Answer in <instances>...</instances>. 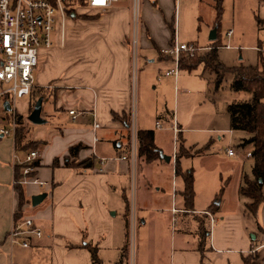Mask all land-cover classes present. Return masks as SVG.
Instances as JSON below:
<instances>
[{"label": "crops", "instance_id": "crops-1", "mask_svg": "<svg viewBox=\"0 0 264 264\" xmlns=\"http://www.w3.org/2000/svg\"><path fill=\"white\" fill-rule=\"evenodd\" d=\"M143 1L146 22L142 21L139 28L142 30L141 48L146 53L156 52L159 59L165 60L160 62V67L166 72L173 71V59L160 56V50L172 43L168 26L171 27L174 22V2ZM96 13L102 16L93 23H83L84 29L79 35H71L72 32L64 28L62 43L60 41L54 48L41 51L34 71L33 94L28 97L29 103L24 104L25 114L22 113L27 115L31 99L37 95L36 89H45L42 104H49V111L45 112L43 119L46 123L45 126L34 128L30 139L41 143L35 151V160L39 161L40 167L36 169L34 178L24 185V189L29 200L42 193L46 194V198L35 207L36 214L33 217L26 215L27 207L24 216L35 220L37 224L32 222L36 228L41 230V226L44 227L47 241L37 246L50 252L51 264H93L86 249L70 247L82 243L91 244L97 249L98 264H129L130 204L126 188L133 169L128 161L118 159L127 155L129 130L113 117L122 118L125 115L129 118L131 110V12L112 7L105 12L96 10ZM178 73L173 78L175 89L184 79ZM171 84L169 80L167 85ZM142 85L143 81L140 80V87ZM48 94L53 97L50 102L46 99ZM141 98L136 97L135 107ZM172 107L174 112L165 124V128H172L175 137L172 154L167 153L170 162L157 159L146 167L138 165L135 168V175L137 167L140 168L141 178L137 184L136 197L134 195V202L137 198L136 207L134 204L137 250L133 264H243L242 258L254 252L258 253L261 260L264 257V235H261L260 242L252 243L241 233L231 234L230 225L237 226L241 221L238 214L227 215L221 218L220 223L218 219L214 220L218 204L216 209L211 207L214 203L198 207L194 199L192 210L184 205L182 182L174 174L176 151L180 145L190 152L193 147L187 146L184 139L187 129H183L179 123L176 93ZM69 110L76 111L74 120L68 114ZM48 118L54 122L56 120V123ZM142 121L136 112L137 130L138 126L141 128ZM94 123L99 128L94 129ZM160 126L156 128L162 129ZM193 130L210 131L199 128ZM153 133L156 147L164 154L163 143ZM247 137L239 139L240 145ZM94 138H97L95 143ZM75 146L79 148L78 153L71 156L69 150ZM13 150L14 141L0 139V264H12L7 254L6 237L12 228V217L17 206L13 191V166L22 159L14 158ZM199 150L194 149L195 152ZM56 159L59 167L52 168ZM65 159L70 163L92 159L93 165L89 169L65 168ZM138 160L142 162L140 158ZM172 161L174 166L171 175L174 177H170L168 185L167 180L165 182L161 178L168 170L165 165H171ZM117 192L120 201L115 200ZM260 208L264 224V205ZM118 215L122 219L116 223L113 218ZM173 223L175 229H169V224L172 226ZM204 230L206 233L202 237ZM29 240L30 245L34 244L31 238ZM126 246L127 251L123 254Z\"/></svg>", "mask_w": 264, "mask_h": 264}, {"label": "rangeland", "instance_id": "rangeland-1", "mask_svg": "<svg viewBox=\"0 0 264 264\" xmlns=\"http://www.w3.org/2000/svg\"><path fill=\"white\" fill-rule=\"evenodd\" d=\"M77 1V0H76ZM85 2L86 0H79ZM151 3L153 0H149ZM215 1L216 0H173L175 5L174 22L171 28L168 26L169 32L174 30L178 42L181 44H191L196 47V51L200 56L204 50L209 47V35L213 30L215 20ZM69 3H73L70 1ZM143 0L139 1L138 18L139 28L141 22H146L143 13ZM76 19L67 17L64 23L65 31H71V35H79L84 29L83 23L97 21L102 14L96 13V10L90 9L87 4L75 6ZM113 7L120 9H127L131 12V36L129 44L132 53L131 41L133 30V3L131 0L121 1L114 4ZM222 15L218 28V59L227 68L230 67H249L260 66V58L264 59V27H262L258 20L264 21V2L262 0H221ZM174 13V10L172 14ZM171 17V16H170ZM171 19V18H170ZM76 23L73 26L71 23ZM82 22V23H80ZM73 26V28H72ZM229 30L233 31L231 37L226 34ZM60 19L56 20L54 30L52 32V48L60 43L59 38ZM172 33V32H171ZM164 34H166L164 32ZM169 38V36H167ZM142 30L138 32V47L136 55V84L135 95L139 100V105L136 107L138 117L142 118V126L139 130H151L155 132L158 141L164 145V155H171L173 147H175V137L173 136L172 128H165V124L171 119L174 112L173 99L175 93L178 94V115L179 123L183 126L184 139L187 141V146H192L189 157H182V170H192L195 189V203L198 207L208 205L210 203L218 204V213L214 214V220L222 222L221 218L227 215L240 216V222L237 226L230 225L231 234H243L249 242H260L261 235H264V224L261 217V208H259L257 217L248 219L245 216V204L249 200L240 196L238 193L239 185H242L241 177H251L252 159L247 156V153L252 152V145H240V138H246L244 133L229 130L230 119L227 112V106L233 103L246 102L250 99V94L246 92H234L230 89V84L233 80L231 74H226L220 87L216 88L214 79L215 76L209 71H204L202 65H199L193 71H179L180 83L175 89L174 75L166 76L167 73L164 68L160 67V62L165 61L159 59L156 52L146 53L142 50L140 41L142 40ZM228 46L229 48H225ZM202 50H201V49ZM44 47L38 49V57L44 50ZM207 49V48H206ZM161 56V54H160ZM163 57V56H162ZM165 58V57H163ZM180 59V57H179ZM138 61V63H137ZM151 61L152 63H150ZM170 63V62H169ZM171 65L174 67L175 64ZM38 66V65H37ZM186 77V78H185ZM140 80L143 81V87H140ZM171 81V86H168V81ZM165 83V86L163 84ZM38 93V92H37ZM36 93V94H37ZM38 99V94L34 98ZM46 99L52 101L51 94L46 95ZM33 100V98L31 99ZM30 99L25 98L20 100L17 104V113L25 118L26 124L29 128L27 139L30 140L34 128H40L45 125H32L28 122L27 115H24L25 105L29 103ZM3 101H0V128L7 127V122L4 120V112L2 108ZM264 103V100H263ZM48 103L42 104L43 112L41 118H45V112H48ZM24 113V114H22ZM52 120V118H48ZM129 123H130V119ZM167 120V121H166ZM162 125V129L155 127V122ZM54 122V121H53ZM51 123V122H50ZM56 123V120L55 122ZM51 125V124H50ZM53 125V124H52ZM210 129V131H194L193 129ZM174 131V127H173ZM1 140L13 141V137H0ZM206 148L200 152L201 149ZM194 149H200L194 151ZM228 150L234 152V156H228ZM166 151V152H165ZM188 151V149H187ZM14 152V150H13ZM175 152V149H174ZM173 152V154H174ZM168 153V154H167ZM248 154V155H250ZM14 158L22 157L20 153H14ZM141 163V164H140ZM146 167L138 160L137 166ZM167 166V172L163 173L164 181L167 180L170 185L171 168L173 169L174 162ZM135 172L131 170L129 183L126 188V195L128 202L132 206L134 202V195L138 190V183L140 176V168L137 167L136 181H134ZM168 176V179H167ZM174 177V176H173ZM135 182V183H134ZM166 182V181H165ZM153 185V184H151ZM224 188L223 195L219 200L215 201L216 195L219 194L221 188ZM262 192L264 195V183L262 184ZM115 200L120 201L119 193L115 195ZM240 201V203H238ZM264 205V203L262 204ZM261 205V206H262ZM260 206V207H261ZM26 215L33 217L36 214L35 207L31 204L27 206ZM112 213H114L112 211ZM121 216L114 217L113 220L118 223L121 221ZM36 223L35 220H32ZM174 222V221H173ZM214 224V223H213ZM175 223L168 228L174 230ZM41 226V238L31 237L34 244H29V247L22 248L20 238H14L15 243H10V232L6 237L8 244V256L12 260V264H51L50 252L37 246L47 241V234ZM255 238L257 240H255ZM132 240L133 245L132 246ZM129 264L137 250L136 229L129 234ZM133 247V248H132ZM133 250V251H132ZM11 256V257H10Z\"/></svg>", "mask_w": 264, "mask_h": 264}, {"label": "trees", "instance_id": "trees-1", "mask_svg": "<svg viewBox=\"0 0 264 264\" xmlns=\"http://www.w3.org/2000/svg\"><path fill=\"white\" fill-rule=\"evenodd\" d=\"M71 1H73V3H70L69 5H85V2L83 1ZM262 1L264 2V0ZM214 8L215 20L213 29H216V40L214 42H211V45L207 49H201L203 51L202 53H204L201 56L197 51H195L191 57H189L186 53H182L178 62V69L187 70L190 72L195 70L199 65H202L204 71H209L215 76L214 83L216 88L220 87L226 74H231L233 76V80L230 84V89L234 92H246L250 94L251 97L248 101L228 105L227 112L230 119V130L241 131L248 136L247 139L243 140L241 145H252V152L250 154L253 162L251 168V178H249L248 176L243 177L242 185L239 188V194L240 196L249 200V202L245 204L244 213L248 219H253L257 217L259 208L264 203V195L262 192V184L264 181V59L262 57L260 58V66H239L230 68L225 67L219 61V46H217L219 36L217 31L222 15L221 0L215 1ZM66 12L68 17L74 19L78 17L77 15L75 16V7L68 8ZM258 23L262 27H264V21L258 20ZM171 32L172 43L170 44V46L173 44L175 33L174 30H172ZM36 93L38 94V98L42 97V99H44L46 90L36 89ZM31 94L33 93L31 92ZM35 103L36 100L33 99L27 116L33 110ZM4 119L6 122L9 121V117L6 114ZM113 119L121 121V123L128 129L129 118L127 116L123 115L122 118L113 117ZM15 122L16 131L13 139L14 152L22 154V159L19 162H15L13 166V191L17 197V206L12 217V228L17 229L26 220L24 216V209L30 204V200L26 197L24 185H22V180L25 177L30 179L34 178L36 169L40 167L39 161L37 160H33L30 163L25 162V156L29 152L36 151L41 146V143L33 142L32 140L27 139L29 128L26 124L25 118L22 115H18L15 118ZM137 137L138 156L144 164H151L157 159H160V151L156 147L153 131L139 130ZM78 150V146H75L70 148L69 153L71 156H75L77 155ZM201 151L202 150H200V152ZM189 152L190 151L184 150L181 145L177 147L174 174L179 177L182 182L181 196L183 199V203L188 209L192 210L194 207L195 199L193 188V174L191 170L183 171L180 164V160L182 157L190 156ZM58 163L59 162L57 159L54 160L51 167H59ZM92 165V159H88L86 161L78 163H70L69 160L65 159L63 163V167L71 169H89L92 167ZM29 167L33 168L34 171L27 176H24L23 171ZM223 193L224 188L222 187L219 191V194L216 195L215 201L219 200ZM211 207L213 209H216L217 204H212ZM205 233L206 231L204 230L202 233V237L205 236ZM30 238L31 237H28V239ZM70 247L86 249L90 254L91 262L93 264H98L99 260L97 258V249L91 246V244L82 243L79 246ZM198 249L201 252H204L201 247H198ZM125 251H127V246L126 248H124L123 254L125 253ZM242 261L243 264H256V262L258 261L260 262L259 264H263L264 257L260 260L258 253L254 252L246 257H243Z\"/></svg>", "mask_w": 264, "mask_h": 264}, {"label": "built area", "instance_id": "built-area-1", "mask_svg": "<svg viewBox=\"0 0 264 264\" xmlns=\"http://www.w3.org/2000/svg\"><path fill=\"white\" fill-rule=\"evenodd\" d=\"M71 0H0V101L2 100V108L5 114L9 117L7 127L0 128V137H13L16 131L15 118L18 116L17 104L20 100L30 97L34 89V71L38 65V49L41 47L50 48L52 46V32L54 25L59 17L60 31L59 38L62 43L64 23L67 19V9L75 7L69 5ZM128 0H86L85 4L90 9L99 12H105L113 7L114 4ZM140 0H131L133 3V30H132V67H131V110L129 113V145L127 155L121 156L118 159L128 161L133 172L137 166L138 156V130L136 127V55L138 47V6ZM76 8V7H75ZM233 34L229 30L226 36L229 38ZM225 48H229L226 46ZM196 51V47L191 44H181L178 42L174 33L173 44L168 48L160 50L161 56L172 58L175 64V70L169 71L165 75L176 76L178 73L179 57L182 53L188 54L189 57ZM9 105V111L4 110V103ZM4 114V117H5ZM68 114L73 120L76 117L75 110H69ZM5 120V119H4ZM160 128V124H156ZM94 129L99 128V125L94 123ZM177 130L174 128V133ZM94 143L97 138H94ZM228 156H234L232 150H228ZM247 156H250L247 154ZM37 157V153L29 152L25 156V162H32ZM33 168L29 167L23 171L24 176L32 173ZM33 179V178H31ZM25 177L22 180V185H26L31 181ZM36 182V181H35ZM42 185V183H38ZM137 225L134 205L130 207L129 233L134 232ZM20 229V231H19ZM35 236L41 238L42 233L39 228H36L33 222L26 219L19 228L10 232V243H15L14 238H20L21 247L28 248V237ZM132 246L133 240H132ZM132 247V248H133ZM133 251V250H132ZM134 256V253H133ZM134 260H130L133 264Z\"/></svg>", "mask_w": 264, "mask_h": 264}, {"label": "water", "instance_id": "water-1", "mask_svg": "<svg viewBox=\"0 0 264 264\" xmlns=\"http://www.w3.org/2000/svg\"><path fill=\"white\" fill-rule=\"evenodd\" d=\"M216 40V29H213L209 35V41L214 42ZM42 97H39L34 105L33 110L28 115L27 119L28 122H30L32 125H45L46 121L41 118V111H42ZM4 110L8 112L9 105L7 102L4 103ZM159 157L161 160L165 161L166 163L170 162V157L162 154V152H159ZM46 198V194H38L34 195L30 198V204L32 207L38 206L44 199Z\"/></svg>", "mask_w": 264, "mask_h": 264}, {"label": "bare ground", "instance_id": "bare-ground-1", "mask_svg": "<svg viewBox=\"0 0 264 264\" xmlns=\"http://www.w3.org/2000/svg\"><path fill=\"white\" fill-rule=\"evenodd\" d=\"M74 15V14H73Z\"/></svg>", "mask_w": 264, "mask_h": 264}]
</instances>
